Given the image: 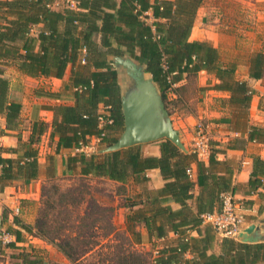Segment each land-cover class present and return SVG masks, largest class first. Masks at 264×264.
<instances>
[{"label":"trees","instance_id":"1","mask_svg":"<svg viewBox=\"0 0 264 264\" xmlns=\"http://www.w3.org/2000/svg\"><path fill=\"white\" fill-rule=\"evenodd\" d=\"M57 1L0 0V7H7V12L14 16L8 24L0 25V61L14 63L33 77L63 78L71 66L65 87L71 96L50 95L74 100L73 104L61 102L51 107L54 111L52 123L42 119L33 122L29 140L22 143V152L17 158L2 156L4 148L0 146V184L38 178V143L50 127L51 136H58L56 152L64 147H75L80 141L87 143L91 137L103 132L102 144H112L119 138L124 130L121 83L111 56L126 54L143 61L147 72L159 85L168 110L169 92L177 95L171 102L179 101L182 98L180 90L187 85L180 83L206 70L218 80L213 88L230 93L228 97L219 98L222 106L234 107L239 116L248 115L254 90L246 80L236 78V63L222 61L218 48L210 41L190 38L204 0H76L75 6L65 0L56 6ZM147 11L152 12V21L147 20ZM37 24H41V28L34 33L32 28ZM95 34L101 35L100 42L95 40ZM250 61V76L263 77L264 52H254ZM1 74L0 69V114L5 116L8 129H17L22 105L9 100L10 83ZM102 104L110 106V114L106 117L112 122L107 121L101 126ZM241 139H231L229 146H240ZM248 139L264 142V126L250 125ZM157 141L161 148L159 156L144 155L142 144H136L105 153L70 154L67 158L70 174L105 177L122 183L136 177L142 183L148 180L146 175L142 177L146 170L159 168L167 180L162 188L148 189L146 198L126 203L132 209L127 215L126 229L112 224V207L96 205L95 212L87 214L94 216L92 226L104 217L108 218L109 227L103 226L106 230L102 235L103 239L109 238L107 243L92 239L93 233L86 235L84 225L88 224L84 218L80 225L68 230L69 234L64 233L66 221L72 216L68 207L78 202L73 190L61 192L58 204L63 208L57 213V219L50 216V208L56 206L48 199V206L40 211L34 225L18 218L16 223L55 245L73 264H264V242L224 237L220 252L213 251L217 232L201 218L203 213L213 212L217 205L220 206L221 192H233L231 174L215 176L213 171L221 163L216 158L221 141L211 140L212 154L208 165L191 149L184 152L168 138ZM194 160L198 163V182L202 191L197 199V212L192 214L188 200L192 198L195 182L187 169L192 167ZM49 161L48 180L57 177L54 156H50ZM263 177L264 159L254 156L248 182L250 191L263 186ZM42 195L45 196L44 186ZM170 200L181 207L174 209L167 203ZM142 225L151 242L149 250L135 248L144 242L138 229ZM21 228L11 229L17 240L22 239ZM170 232L177 237L169 241ZM156 241H161V245ZM8 245L17 247L14 242ZM89 255L96 259H88ZM17 258L20 261L16 264H45L44 256L31 252H21Z\"/></svg>","mask_w":264,"mask_h":264},{"label":"crops","instance_id":"2","mask_svg":"<svg viewBox=\"0 0 264 264\" xmlns=\"http://www.w3.org/2000/svg\"><path fill=\"white\" fill-rule=\"evenodd\" d=\"M205 1V0H204ZM258 3L264 2V0H256ZM204 3V2H203ZM203 7L199 8V10ZM198 10V11H199ZM147 20L152 21V12L147 11ZM14 18L9 12L7 7H0V25L8 24L9 20ZM197 16L194 23V27L191 34V39L208 40L214 46H216L220 53V58L224 62H235L236 78L240 80H246L249 86L254 90L249 113L246 117L239 116L238 111L230 106H222L219 98L228 97L230 95L227 91L217 90L212 86L218 81L215 75L208 73L206 70L199 72L196 77V83L198 88H205L203 90L198 89L201 93V98L198 99L197 108L187 117V122L181 120L182 125L186 128L181 129L183 131V140L186 147L189 149L191 139L189 135H193L194 126L197 120L200 118L207 119L213 122L214 126V138L221 141L218 145L219 151L216 153V158L220 160L217 166L213 168L215 176L217 174H226L232 176V188L233 193L238 199L243 200L245 204V214L247 218V225L256 223L260 226V232L262 239L259 242H264V177L263 186L257 190L250 191L248 182L253 170L254 156H260L264 159V142H257L248 139V130L250 125L264 126V76L255 79L250 76L251 57L254 52L263 51L262 45L254 46L251 49L246 50L245 46L241 43V39L238 34H229L222 29L221 25L227 24V21L216 22L212 20L198 33L195 31L197 27ZM221 27V28H220ZM41 28V24L34 25L32 32L36 33ZM259 32L254 33L248 31V39L251 44L257 43L260 37ZM246 34V35H247ZM94 38L100 42L101 35L95 34ZM244 41V39H243ZM264 41V38H263ZM126 55V54H125ZM113 57L110 58L113 61ZM113 63V62H112ZM114 65V64H113ZM115 66V65H114ZM116 68V67H115ZM0 69L2 70V76L9 80V100L20 102L22 105L20 112V124L17 129H8L6 125V118L3 114H0V146L4 148L2 156L17 158L22 152L21 145L24 142H28L32 132V125L35 120H45L48 123H52L54 118V111L51 108L53 105L61 102H67L73 104V99H63L50 95L51 93H61L63 97H70L67 94L65 87L69 82L71 74V66L68 67L63 78L38 76L33 77L24 73L16 64L6 63L0 61ZM118 71V70H117ZM119 81L122 84L120 75L118 72ZM182 83H187L185 79ZM103 104L101 105V109ZM101 111V110H100ZM176 124V122H175ZM237 132L238 135H234ZM189 136V137H188ZM236 137H242L239 142L240 146L230 147L229 141ZM58 136H51V127L45 132L38 143L39 147V166L40 174L38 178L31 181L25 179H15L0 184V224L1 227L9 229L12 234V242L17 247H10L8 244L2 245V253H0V264H16L20 261L10 260L9 251L18 250V256L21 252H31L33 254H40L42 256L51 255V259L45 257V264H73L66 255L61 252L55 245L49 243L43 238L27 232L22 229L17 223L16 218L21 222L34 225L35 214L28 211L27 206L21 204L28 199L32 202H39L42 187L49 179L47 174V168L50 165L49 157L54 156L56 164V175L70 174L67 167V158L70 154H75L74 147L61 148L59 152H56ZM142 152L146 156H159L161 154L160 141H152L143 143L141 146ZM198 159L199 156H197ZM205 165L209 164L210 157L201 159ZM193 168L192 180L195 185L192 189V198L188 200V204L192 208V214L197 212V199L202 191V187L198 182L199 171L197 161H192ZM231 171V173L229 172ZM2 173V165L0 164V174ZM76 176H82L79 173L70 174ZM146 175L148 180L139 183L135 178L131 177L127 182L122 183L116 180L108 179L105 177H96L93 175H87L83 177H93L98 180H104L119 187H122L123 191L118 193L116 191V198L123 201L121 204V218L120 228H127V215L132 209L127 206V202L131 200H138L146 198V191L148 189L162 188L166 179L161 174L159 168H151L146 170L142 177ZM141 179V178H140ZM212 182V179H210ZM133 189L129 190V186ZM125 187H128L126 190ZM96 205L104 207H114L120 203H102L97 199ZM174 209H178L181 205L174 200L167 202ZM219 205L215 207V210L219 209ZM137 208V207H135ZM19 209V210H17ZM21 228L22 239L17 240L16 234L11 229ZM138 229L142 232L143 243L148 247H151V242L148 239V232L146 227L139 226ZM195 230H192V234H195ZM177 235L174 232H170L168 239L173 240ZM221 237L217 234L214 243L213 251L220 252L221 250ZM54 256V258H53ZM4 257V258H3ZM14 257H17L14 255ZM16 259V258H15Z\"/></svg>","mask_w":264,"mask_h":264},{"label":"rangeland","instance_id":"3","mask_svg":"<svg viewBox=\"0 0 264 264\" xmlns=\"http://www.w3.org/2000/svg\"><path fill=\"white\" fill-rule=\"evenodd\" d=\"M197 27L196 32H203V28L208 25L212 20L216 22L227 21V24L221 25L222 29L226 33L234 35L235 33L239 35L241 43L245 46V49H251L254 46L262 45L264 47V2L258 3L256 0H205L203 7L197 13ZM220 27V28H221ZM248 31L257 33L259 32V38L257 43L251 44L248 39ZM247 34V35H246ZM244 39V41H243ZM182 98L179 101L171 102L176 98V94L169 92V112L174 122L176 128L183 129L185 125H182L181 120H187V117L192 111L195 112L197 108L198 99L201 98V93L198 90V85L196 83V77H190L187 80L186 88L180 90ZM201 119V118H200ZM176 122V124H175ZM187 122V121H186ZM190 136V137H189ZM189 140L191 135H189ZM106 146V144H101V148ZM192 142L190 144V148ZM99 149V150H100ZM98 150V151H99ZM45 196L41 194L39 202H32L28 199L21 202L27 206L28 211L35 214V220L39 216L40 211L46 208L48 199L55 203L54 208H50V216L53 219H57L56 215L63 206L58 204V200L62 191L73 190L75 195L78 196V202L76 204H70L69 209L71 213V218L66 221V229H64L65 234L73 230L74 226L80 225L82 219H86L88 225H84V230L86 235L94 234L92 239L101 240L102 243H107L109 238L103 239L102 235L108 226V218L104 217V220L99 221L96 225L92 226L91 222L94 216H88L87 214L95 212V206L97 199L102 203H120L119 205H114L110 220L112 224H115L120 228V218H121V199H117L116 191L120 193L123 191L122 187L115 185L114 183L108 181H102L95 179L93 177H83L76 175H60L54 179L47 180L44 184ZM43 188V187H42ZM128 190V187H125ZM133 187L130 185L129 190ZM87 215V216H85ZM107 222V223H106ZM109 227V226H108ZM78 229V228H77ZM123 230V228H121ZM70 230V231H68ZM89 238V237H88ZM116 240L115 236L111 237ZM157 244L161 245V241H156ZM99 248V247H97ZM135 248L139 250H149L146 244L135 245ZM145 248V249H144ZM18 250L9 251V259L17 260ZM94 255V253H93ZM93 255H89L88 259H96ZM44 257L51 259V255H45ZM4 258V257H3ZM16 258V259H15ZM54 258V256H53Z\"/></svg>","mask_w":264,"mask_h":264},{"label":"water","instance_id":"4","mask_svg":"<svg viewBox=\"0 0 264 264\" xmlns=\"http://www.w3.org/2000/svg\"><path fill=\"white\" fill-rule=\"evenodd\" d=\"M113 64L122 81L124 130L115 142L104 146L99 152H111L163 138L170 139L182 151L188 152L183 131L175 127L160 87L147 72L146 64L130 55H115ZM237 239L259 242L262 239L260 226L256 223L246 226L240 230Z\"/></svg>","mask_w":264,"mask_h":264},{"label":"built area","instance_id":"5","mask_svg":"<svg viewBox=\"0 0 264 264\" xmlns=\"http://www.w3.org/2000/svg\"><path fill=\"white\" fill-rule=\"evenodd\" d=\"M60 1L61 0L55 2V5L58 6ZM65 1L71 6L76 5V0ZM82 61L85 62V58H83ZM109 110V105H103L100 111L101 115L99 116L101 126L107 121L112 122V119L106 117L110 114ZM214 126L213 122L204 118L197 120L195 123L191 138V150L201 159L210 157L212 154L211 140L215 139ZM234 135L236 136L238 133L235 132ZM103 136H105L104 132L100 136L91 137L87 143L80 141L79 144L74 147L76 153L91 155L92 153L97 152L101 147ZM187 173L192 177L193 168H188ZM244 210L245 204L243 200L238 199L231 191H224L220 194L219 209L214 210L213 212L203 213L201 218L203 219V223L213 226L221 238L232 237L237 239L240 230L247 225V218ZM0 241L4 244L12 242V234L5 228L1 227V224Z\"/></svg>","mask_w":264,"mask_h":264}]
</instances>
